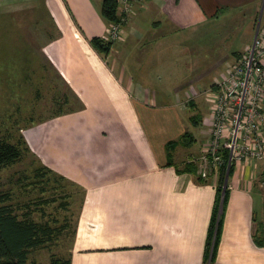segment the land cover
<instances>
[{
    "label": "crops",
    "instance_id": "1",
    "mask_svg": "<svg viewBox=\"0 0 264 264\" xmlns=\"http://www.w3.org/2000/svg\"><path fill=\"white\" fill-rule=\"evenodd\" d=\"M101 4L0 0L2 28L19 29L25 16L52 28L31 52L24 32H17L9 52L40 56L78 100L72 111L51 119L31 147L42 165L82 192L71 264H203L219 176L197 183L194 174L176 169L201 154L209 137V90L249 44L219 63L202 94L174 84L153 86L149 77L163 55L165 29H194L219 18L235 25L248 17L254 31L256 19L264 20V0H145L133 5L105 57L90 44L108 30ZM186 103L204 115L191 114ZM185 132L191 143L178 144L167 165L166 143ZM263 176L264 160L232 166L215 264H264Z\"/></svg>",
    "mask_w": 264,
    "mask_h": 264
},
{
    "label": "rangeland",
    "instance_id": "2",
    "mask_svg": "<svg viewBox=\"0 0 264 264\" xmlns=\"http://www.w3.org/2000/svg\"><path fill=\"white\" fill-rule=\"evenodd\" d=\"M25 18L26 22L19 29L0 26V43H3V46L0 44V138L6 137L15 141L23 137L30 152L24 153L18 163L0 172V191L10 192L14 205L53 197L56 199V202L43 206L44 217L34 215L38 221L55 217L60 223L66 220L69 225L68 230L56 243L29 254L28 262L45 264L52 254L67 256L72 249L77 217L82 204V192L68 180L61 181L60 186L51 181L43 193L35 187L38 184L35 186L29 184L34 183V170L40 163L42 164L33 152L35 149L32 150L31 147L40 139V131L45 130L59 109L66 111L69 107L72 108L73 100L62 79L51 68L46 67L44 61L39 59L40 56L12 55L13 50L9 52V48L16 47L17 32H24L21 35L24 36L22 41L26 52H31L30 48L42 42L46 32L52 33V28L47 23L34 24L28 20V16ZM259 18L264 23L259 16L254 26ZM241 21L240 24L230 25L225 23V19L219 18L194 29L184 31L165 29L160 33L163 55L159 62L153 63L149 77L152 84L154 83L153 86L158 83H162L163 87L174 84L185 86L190 90L189 94L204 93L205 88H209V84L214 81V72L219 71L217 70L219 63L225 57H230L232 51H239L243 45L251 43L254 31H251L250 19L246 17ZM6 33L14 35L13 39L4 40L1 36H5ZM29 68L31 70H28ZM160 77L161 81L158 80ZM67 99L70 103L65 102ZM198 99L201 102L202 97ZM185 106L198 118L204 113L201 107L195 109L188 103ZM208 106L210 104L205 105V110ZM181 113L184 117L185 113ZM63 201L68 203L67 209L59 206ZM73 229L75 232L72 237Z\"/></svg>",
    "mask_w": 264,
    "mask_h": 264
},
{
    "label": "built area",
    "instance_id": "3",
    "mask_svg": "<svg viewBox=\"0 0 264 264\" xmlns=\"http://www.w3.org/2000/svg\"><path fill=\"white\" fill-rule=\"evenodd\" d=\"M117 20L110 22L105 42L119 39L133 5L145 0H114ZM209 137L192 159L201 180L219 176L228 189L229 169L235 163L264 160V23L259 18L251 43L228 66L225 78L209 90ZM264 193V176L260 181Z\"/></svg>",
    "mask_w": 264,
    "mask_h": 264
},
{
    "label": "trees",
    "instance_id": "4",
    "mask_svg": "<svg viewBox=\"0 0 264 264\" xmlns=\"http://www.w3.org/2000/svg\"><path fill=\"white\" fill-rule=\"evenodd\" d=\"M101 16L108 22L117 20V3L114 0H102ZM92 47L101 54L103 57L107 56L112 46L111 42H105L103 38H93L90 41ZM76 102L78 100H75ZM75 101H72L73 106ZM69 102V99L65 101ZM70 103V102H69ZM69 107L66 111L59 109L56 116H60L73 110ZM193 122L197 123L198 120L194 116L191 117ZM192 137L188 132L183 133L178 140L169 141L165 145L167 165H171L172 150L178 145H188L191 143ZM29 153V149L23 139L19 137L15 141L10 138H0V172L18 163L24 153ZM232 168V167H231ZM229 169V177L231 173ZM196 164L193 161H188L184 164L183 168L176 169L177 174L190 173L196 176L197 183H205L196 174ZM51 177H48V176ZM224 167L221 168L219 173V182L216 187L217 197L216 205L210 221L208 238L206 242V251L204 255L203 264H215V254L217 244L221 231L223 210L227 200V190L224 192L222 210L218 213L219 203L222 194V185L224 180ZM52 178V179H51ZM34 183L35 187L43 193L46 191L48 184L53 181L56 185L60 186L61 181L66 179L56 173L52 172L49 168L40 165L34 170ZM38 186V187H37ZM65 198H67L65 196ZM56 202V199H41L37 202H26L19 205L12 203V195L10 192L0 191V264H35L28 262V256L31 252L47 248L49 245L56 243L68 230L69 225L66 220L60 223L58 219L53 217L50 220H35L34 215L39 214L44 217V205ZM68 203L63 201L59 206L65 209ZM67 209V208H66ZM75 230L71 231V236H74ZM45 264H71L70 252L67 256L51 255L48 262Z\"/></svg>",
    "mask_w": 264,
    "mask_h": 264
},
{
    "label": "water",
    "instance_id": "5",
    "mask_svg": "<svg viewBox=\"0 0 264 264\" xmlns=\"http://www.w3.org/2000/svg\"><path fill=\"white\" fill-rule=\"evenodd\" d=\"M224 190L222 191L221 198H220V203H219V212L221 211L222 208V202H223V196H224Z\"/></svg>",
    "mask_w": 264,
    "mask_h": 264
}]
</instances>
